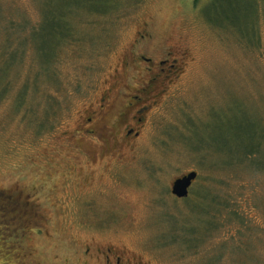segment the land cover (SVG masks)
Wrapping results in <instances>:
<instances>
[{"label":"rangeland","instance_id":"1","mask_svg":"<svg viewBox=\"0 0 264 264\" xmlns=\"http://www.w3.org/2000/svg\"><path fill=\"white\" fill-rule=\"evenodd\" d=\"M45 1L0 0V64L29 43L0 95V190L26 193L32 214L14 231L24 240L0 245V264H105L111 247L124 264H264V0H119L104 15L83 7L36 88L50 40L28 31ZM10 17L26 28L5 52ZM140 55L176 69L163 81L152 66L155 97L127 134L126 104L150 75ZM26 81L37 114L24 117L15 95ZM102 98L103 117L88 121ZM254 125L255 163L232 164L255 143ZM190 171L198 176L178 198L173 181ZM203 183L223 196L220 226L203 213L209 198L195 197Z\"/></svg>","mask_w":264,"mask_h":264},{"label":"trees","instance_id":"2","mask_svg":"<svg viewBox=\"0 0 264 264\" xmlns=\"http://www.w3.org/2000/svg\"><path fill=\"white\" fill-rule=\"evenodd\" d=\"M54 2L55 0H48L46 2L44 7V12L39 13L40 18L38 20V23L32 24V27L29 28L28 31V33L31 31V34L41 33L46 37V40L47 39L50 40V45L48 46V49L46 43H43L38 52L40 59L39 63L41 65L39 69L36 71V80H35L36 88L38 87V79L40 78L41 73L43 74L42 71L45 68L51 66L50 61L54 60V58L56 57V53L58 52L59 48L64 43V41L66 40L68 41L69 39L71 40V38H74L76 36V34L74 33L75 28L74 25H72V20L73 18H76L77 16L80 15V12L84 10L83 7H87L91 13L104 15L112 10H115L119 6V0H64V5L61 7H57ZM75 3L78 6H74ZM5 18L6 17H4L3 11L0 10V24L2 20H5ZM8 20L12 22V25L6 33L7 39L5 40L6 43L4 44L5 52L11 46L10 39L11 37H14L15 34L14 29L16 27L18 28L20 27L21 29L26 28L22 25L17 26L14 20L11 19V17L8 18ZM29 22H30V18L26 23L29 24ZM45 27H48V30L46 32H45ZM28 44L29 43L26 40L25 43L20 48L10 51L9 55L4 58L3 63L0 64V80L5 79L2 81L3 88H1L0 90L1 96L6 95L12 87L8 67L13 66L15 61L20 63V61L23 60V56H24L23 54L25 52L26 45ZM35 86L33 88H35ZM28 93H29L28 81H26L21 86V88L16 92L15 95L16 101L18 99L16 103H17V107L20 109L19 111L21 112V110H25V112H21L22 115H24V117L29 113V111L32 114H37L36 110L33 108L31 104L28 106L29 108L25 105L26 97ZM55 103L56 100L51 102V104L55 105L56 108ZM43 110H44L43 114L45 117L55 116L57 111V109L53 110L52 108H50V110L44 108ZM254 127H255V133L258 134L256 125H254ZM262 138L263 135L261 136V134H258V136H256V139L254 141L255 143L253 145H249L252 148L245 149V151L241 153L242 155L239 158L234 159L231 163L234 165H237L235 161H237L238 163L239 162H247L250 164L255 163V159L258 156V153L260 152ZM259 166L260 165H258V167ZM201 187H203V189H200L199 190L200 192L195 197L209 198L210 201L208 202V205H206L203 208V213L208 215V218L213 223L212 227L220 226V223L217 221L216 217H218L221 214V207L223 205V198H222L223 196H221L220 193H215L212 189H210L207 186L206 183H203ZM26 196H27L26 193L24 194L20 190H15V189L0 190V245L3 244L8 239H10L11 236H15L14 231L18 230L19 228L18 222H20L21 219L24 220L27 217H31L32 214H30V209L28 210L25 207V205L29 203V200H27ZM226 207L228 208L229 205H227ZM229 214L230 216L229 215L227 216H229L230 218L229 220L232 221V219H235L233 217L234 214L238 215V211L235 208H232L231 210L229 209ZM211 215L213 216L212 218H210ZM27 229L28 228H24L22 230L23 232H25ZM17 232L18 231H16V234ZM25 236L26 235H22L19 237V235H16L15 237L18 239V241H21L20 239L25 238ZM0 252H3L1 248H0ZM2 254L4 256L5 255L9 256V254L7 255L6 252Z\"/></svg>","mask_w":264,"mask_h":264},{"label":"flooded vegetation","instance_id":"3","mask_svg":"<svg viewBox=\"0 0 264 264\" xmlns=\"http://www.w3.org/2000/svg\"><path fill=\"white\" fill-rule=\"evenodd\" d=\"M145 61L147 64L151 65H145L144 67L147 68V71L149 72L148 79H142L140 81H137L138 87H137V93L132 95L131 98L133 100H130L126 107L128 108L129 112L127 114V117L129 118L128 124H131V127L129 126L126 133L132 134L135 127H141L142 123L144 121V117H146L147 111L149 109V103L153 101V97H155V92L153 91V85L158 80V74H153L151 69L154 64L160 66V70L162 71V74L165 75V79L163 81H167L168 77H171V75L174 73L176 69V63H171L168 59L158 60L154 61L151 57H146L145 55H140L139 59ZM129 65V64H128ZM158 83V82H157ZM136 100V101H134ZM105 98H102L99 103H95L94 107L89 110V113L86 115L87 120L91 121L92 117H103L105 113ZM85 117V116H83ZM85 132L88 133L89 136H95V133L97 134V130L92 127L88 128ZM136 135H138V132H135ZM109 253L105 256L103 259L105 264H124L122 257L113 249L112 247L107 250ZM130 264V263H128Z\"/></svg>","mask_w":264,"mask_h":264},{"label":"water","instance_id":"4","mask_svg":"<svg viewBox=\"0 0 264 264\" xmlns=\"http://www.w3.org/2000/svg\"><path fill=\"white\" fill-rule=\"evenodd\" d=\"M198 176L197 171H190L181 177L176 178L172 184V193L178 198H185L189 195L194 180Z\"/></svg>","mask_w":264,"mask_h":264}]
</instances>
